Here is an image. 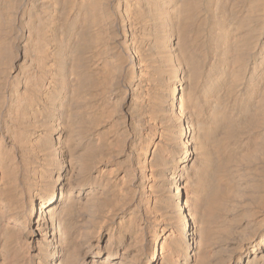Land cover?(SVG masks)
Here are the masks:
<instances>
[{"label": "bare ground", "instance_id": "1", "mask_svg": "<svg viewBox=\"0 0 264 264\" xmlns=\"http://www.w3.org/2000/svg\"><path fill=\"white\" fill-rule=\"evenodd\" d=\"M0 264H264V0H0Z\"/></svg>", "mask_w": 264, "mask_h": 264}]
</instances>
